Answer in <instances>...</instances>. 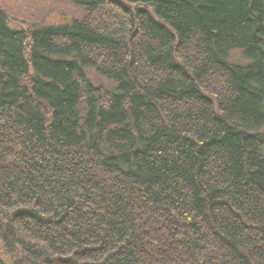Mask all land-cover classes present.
Wrapping results in <instances>:
<instances>
[{"label": "trees", "instance_id": "trees-1", "mask_svg": "<svg viewBox=\"0 0 264 264\" xmlns=\"http://www.w3.org/2000/svg\"><path fill=\"white\" fill-rule=\"evenodd\" d=\"M76 1L0 8V264H264V0Z\"/></svg>", "mask_w": 264, "mask_h": 264}, {"label": "rangeland", "instance_id": "rangeland-1", "mask_svg": "<svg viewBox=\"0 0 264 264\" xmlns=\"http://www.w3.org/2000/svg\"><path fill=\"white\" fill-rule=\"evenodd\" d=\"M0 8L11 28L24 30L31 26L70 23L80 20L83 15L76 0H0ZM227 62L233 65L248 64L239 51L229 52ZM94 80L100 81L97 77Z\"/></svg>", "mask_w": 264, "mask_h": 264}]
</instances>
